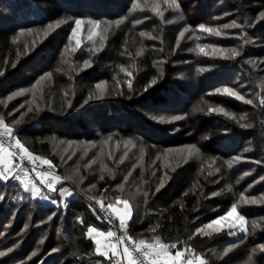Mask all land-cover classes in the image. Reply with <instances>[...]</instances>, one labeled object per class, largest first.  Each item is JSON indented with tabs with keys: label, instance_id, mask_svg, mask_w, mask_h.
Instances as JSON below:
<instances>
[{
	"label": "trees",
	"instance_id": "trees-1",
	"mask_svg": "<svg viewBox=\"0 0 264 264\" xmlns=\"http://www.w3.org/2000/svg\"><path fill=\"white\" fill-rule=\"evenodd\" d=\"M162 1L167 7L169 21L178 19L181 22L177 23L175 31L166 32L168 42L141 37L142 32H150L153 27H164V18L151 9H133L132 3L137 0H0V71L4 73L0 76V101H4L0 103V114L29 152L49 157L63 175H68L69 170L59 154H53L54 137L78 143L99 142L111 136L141 143L147 155L143 164H136L133 183L140 185L147 196L146 199L138 197V202H133L135 207L128 222L131 235L146 240L158 235L163 243L176 244L179 249L186 246L194 255L206 256L210 249L222 242L225 234L208 235L195 230L206 221L224 214L241 192V181L225 166L226 156L246 153L254 158H264V105H248L247 121L251 127H244L237 119L223 113L192 111V105L197 101H185L184 95L190 96L192 89L197 88H189L179 78V70L188 68L192 74L194 59L192 54L188 56L181 50L178 52L176 35L183 28L179 25L184 21L188 26L197 25L211 15L228 12L241 24L248 21L245 27L249 36L258 43L250 53L264 58V20H255L259 12L264 11V0H175L179 9L169 7L174 0ZM189 2H197L195 6L198 8L194 9ZM76 18L98 19L101 25L112 21L104 41L105 47L96 51L92 45L93 49H81L74 56L68 55L69 51L64 49ZM58 20L64 22L59 27L53 26V36L42 38L34 46L33 38H30L32 41L25 39L26 35L48 31L46 26ZM117 20L121 22L114 23ZM134 20H141V23L134 24ZM22 29H32V32ZM20 33L25 35L20 38ZM159 48L167 60L158 62L161 57ZM133 55H136L135 63L140 70L131 80L132 88L129 89L128 81L134 74L129 78L125 72L126 66L133 62L130 59ZM86 60L90 61L88 67H84ZM180 62H183L182 69L175 65ZM13 63L15 67H11ZM160 63L161 68L158 67ZM230 64H233L231 69L235 75L245 74L250 82L255 83L252 67L241 56ZM46 72L51 75L40 82L43 88L41 109L37 110L32 105V110L23 116L21 123L13 124L14 118L8 114L21 104L7 101V97L21 88L34 86ZM153 77L157 82L149 86ZM226 80L222 76L219 83ZM101 81L109 84V92L121 94L92 99L83 104L88 93L95 91V85ZM198 84L207 86L200 81ZM69 99L71 107H67ZM157 115H179L183 118L160 122L152 119ZM197 144H201L203 156H210L215 161L212 172H206L204 167L208 166L203 165L204 161L193 160L181 165L177 161H157L159 151ZM65 164L70 165V162ZM129 165L132 166V162ZM122 168L129 171L128 166L123 165ZM216 168L219 172L213 171ZM117 181L106 174L103 180L96 181L98 193H110ZM0 191L7 195L4 201H0V232L15 211L18 230L25 223L30 229L29 234L23 236L16 255L1 258L0 264H20L21 261L24 264H108L109 258L96 253L94 240L86 236L87 227L105 229L107 226L102 223L94 204L85 196L77 194L65 198L67 207L62 209L29 196L18 182H0ZM213 192L220 194L211 196ZM16 196L25 198H12ZM56 199L60 203L59 195ZM143 200H147L146 203ZM53 213L52 220L48 221L47 217ZM77 217L83 219L84 224H80ZM153 228L155 232L151 231ZM38 237L46 239L41 244ZM14 240L16 238H10L5 241L8 244H3L8 247ZM37 248L36 256L29 259ZM54 248L57 251L53 252Z\"/></svg>",
	"mask_w": 264,
	"mask_h": 264
},
{
	"label": "rangeland",
	"instance_id": "rangeland-1",
	"mask_svg": "<svg viewBox=\"0 0 264 264\" xmlns=\"http://www.w3.org/2000/svg\"><path fill=\"white\" fill-rule=\"evenodd\" d=\"M154 3L160 4V10L163 12L164 20L162 21V23L164 27H159V26L153 27L151 28L152 30H149L150 32L145 33V35H141V37L153 39L154 41L156 40V41L161 42L162 40V41L168 42L167 33H172L173 31H175L176 30L175 28L178 27L177 23H181V22H179L178 19H173L169 21L168 19L169 17L166 16L167 7L162 0H137L136 2L138 8L140 9L147 8L151 10L152 8L149 5L154 4ZM196 3L197 2H192V3L189 2V4L192 5L194 9L198 8V6L197 7L195 6ZM194 9H193V12H195ZM233 19H236L237 22L241 24V22L239 21L237 17H235L234 15L228 12L217 14V15H211L208 18V20L203 22V24L209 27H218L221 24L229 23ZM198 25L199 24L188 26V23L184 21L182 22V24L179 25L183 28H181V30L177 32V35H176L177 43H178V49H177L178 52L181 50L182 52L187 53L188 56L192 54L193 59H194L193 61L194 69H193L192 74H190V71L188 68L184 70H179V74H180L179 78L183 80L184 82H186V85L189 88H194V89L197 88L196 90L192 89V92L193 94H195L196 97L194 98L193 94L186 97L187 95L186 94L184 95L185 101L190 102L193 100L192 103L197 101L196 103L192 105V111H195V112H197L196 109L198 107L203 108L204 111L206 112H209V108L223 107L225 111L234 113L236 116V119L240 122L242 126L249 125L247 121V111H246L249 104L246 103V101L251 99L253 103L249 106H259V99L261 96H264V87H262V84H264V58H262L261 56L259 57L258 55H255V56L251 55L250 53L252 51V48L254 46H257L258 43L249 36V32L246 29V27H244L243 29H226L223 31L228 33V35L216 37L214 35H209L205 33L203 30L198 28ZM53 26L54 28H56L55 25ZM74 26L75 24L73 23L72 27ZM105 26L106 25L98 26L96 29L97 35L93 37V40L90 41L87 39V36H88L91 26L88 24V20H84V23L82 24L81 31H80V39L82 42L81 47L78 49L75 48V40H72L70 44L68 40V43H67V45H69L67 49V52L69 51L68 55L74 56L77 53V51L81 49L90 50V49H93L91 48L93 46L95 47V49L99 47L100 35L102 34V29ZM185 27L188 28V31L185 32L183 37H180L179 33L183 31ZM110 28L111 27H109L108 29L109 32L111 30ZM51 29H48L47 35H45V32L43 31L41 34H34L31 36L26 35L25 39L26 40L29 39L30 41L34 40L32 43V45L34 46L42 38L44 37L46 38V36H53L55 32H53V28ZM115 31H116V28H115ZM24 35L25 33H20L19 37L22 38ZM106 35H108V32ZM30 38H33V39L31 40ZM245 40H247L248 43H245L244 42ZM135 44L136 43H133V45ZM137 44L139 45L140 43H137ZM197 44L218 45L224 48L236 47L238 48V50H241V57L243 58L245 62H248L249 60H253L256 62L255 67L249 63L253 69L252 72L254 74L253 79L255 83L250 82L248 79V76L245 74L240 73V74L235 75V73H233L234 71L231 69L233 64H230V61H233L234 59H225L222 57H208V56H205L203 53H198L197 51H189V49L196 48ZM104 47H105V44H104ZM156 47H158V45H156ZM138 50L139 49H136L138 54H141V52ZM207 50L208 49H206V51ZM159 53L161 54L162 58L160 57L158 59V62L167 60L166 57L163 58L161 49ZM135 57L136 55H133V57H130V59L133 60V62H130V64L126 66V68L128 69L126 71L127 73L125 72V75H127L130 78L134 74L133 78H131L130 80L135 79V77H137L138 75V71L140 70L139 65L135 63ZM176 64L178 68L183 66V62L175 63V65ZM133 65H135V67H133ZM161 65H162L161 63L158 64V67L161 68L162 67ZM200 68H204L205 71L200 72L199 71ZM223 72H225L224 75H223ZM128 73H131V76H129ZM222 76H224L227 80L219 83V80L222 78ZM204 77H208V79ZM199 81L202 84H205L207 86L202 87L200 84H198ZM34 85L35 87L33 86L28 87L29 89H32V91L26 92L21 96L14 97L11 100L7 99V101L14 100L15 102L16 101L20 102L19 104L24 105L23 108H21L20 107L21 105H20L19 107H17L16 111L12 112V115H11L12 118L20 119L21 118L20 112H24L26 114L29 111L28 110L29 104L31 103L32 100L36 101V103L32 105L36 106L38 104L40 105V109H41V98H42L41 91L43 90V88H41L40 83L39 84L35 83ZM108 85L109 84H107L106 86ZM225 87L232 88L236 92H238L240 95H243L245 97V101H241L238 98H235L229 94L223 93L222 90ZM216 89H221V92L216 93ZM199 95H201L200 98H198ZM241 116H243L242 119H241ZM198 139L199 141H202L201 140L202 137L201 139L200 137ZM104 140L99 141V142L90 141V142H93V146H89L88 142H85V141L78 142V143L71 141L73 143L71 146H69L67 143L69 140H64L63 138H58V137L52 138L53 154L54 153L59 154L63 165L67 166V169L69 170L68 175H71L75 171L76 168H79L80 170L79 175L84 177L83 181L79 183L78 186L73 185L71 181H67V183H63V184H61L62 182H59V183L61 184V186L73 188L75 195L81 194L85 196L86 199L90 200V202H92L93 204H98L99 201H103L105 204L112 202V201H116L117 206L123 209L124 206L119 202L124 199H127L129 201V206L131 207V210H133V208L135 207L133 202L134 201L138 202L137 200L138 197H140L141 199H146L145 198L146 196H144L145 193L142 192V190L140 189L141 187L139 188L140 185L138 186L137 184L135 186V184L133 183V180H134L133 176L135 173L136 164L137 165L143 164L144 160L146 159V155H147L146 149L141 143H138L137 141L130 140V139L111 138L110 140H108L107 144L103 143ZM59 141H64L65 143L59 144V147H57ZM125 141H131L132 143L128 144V146L125 147V143H124ZM117 142H119V144H117ZM133 144L135 145L134 147L132 146ZM195 146L196 148L200 150L198 155L193 154L191 156H188L187 159H185L184 156L177 154V151H181L186 155L187 149L185 147L173 148L171 149L173 151L168 152V159L166 162L170 163L172 161H177L181 165L184 163L185 164L189 162L191 163V161L193 160L204 161L203 165L208 166V167H204V169L206 168L205 169L206 172L207 173H209V171L212 172L211 168L216 166L215 161L213 162L210 156H207V155L203 156V150H202L203 148L201 144L200 145L197 144ZM85 147H87L86 154L84 152ZM65 148H67V151H64ZM141 149H143V152H141ZM125 152H127L126 156H124ZM159 152H157V155H156V157H158L157 161L158 162L159 160L165 161L163 158V154L165 153V151H159ZM34 156H38V155H34ZM121 156H124L123 160L120 159ZM141 156L143 157L142 159H141ZM236 156H240L241 160L234 163L231 167H229L225 163L226 164L225 166H227V169L230 171L231 175L234 177H237L241 181V184L243 185L241 188V192L237 196L234 203H236L240 199L241 193H244V195L247 197H256L258 200L261 199L262 196H264V180L260 179L262 176H264V158H254V156L251 154L242 153V154L226 156L225 161L231 160ZM69 157L71 158L69 159ZM89 161H92V163L89 164ZM257 161H259V163H257ZM68 162H70L71 166L65 164ZM130 162H132V166L129 165ZM42 164L43 163L41 161L40 165ZM123 165L128 166L129 171L122 168ZM103 166H106L107 168L112 169L115 174V179L118 180L114 189H112L110 193L108 194H100L98 193L99 191L97 189L96 181L100 180L99 177L102 173L104 176L107 174V172L104 171ZM139 168L141 169L142 167L139 166ZM129 172L131 173V175H129ZM245 173H248V175H244ZM63 176H66V175H63ZM124 176H128V179L126 181L123 179ZM89 184H95L96 187L94 189H89L88 188ZM119 184H122L123 187L122 188L117 187V185ZM249 185H252V186L249 187ZM79 189H84L85 191H80ZM218 194L220 193L218 192L215 196H217ZM90 196H95L97 200L96 201L91 200L89 198ZM40 200L46 203L45 199H40ZM146 201L147 200H143V203L144 202L146 203ZM230 207L227 209V211L230 209ZM237 211L246 217V224L249 229L247 238L244 237L243 233L240 232L238 228L232 229L228 227L229 221L235 220L234 217H228L226 220L220 221L219 231L216 230L217 228L216 225H214L211 228L206 227V225H208L209 222L212 221L213 219L206 221L201 227V232L203 234H208V235H212L214 233H219V234L224 233L225 234L223 237L224 239L222 240L221 243L216 244L212 249H210L207 252L206 256H203V254H200V255L193 254L195 257V261L197 260L198 262L201 258H203L206 264L207 263L208 264L210 263L211 264H214V263L246 264V261L248 260V256L249 254H251L253 257V260L255 261V264H264V250L258 249L256 252L254 253L252 252L253 248H256L259 244L264 243V220L260 219V217H264V202L259 203V204L239 203L237 204ZM16 214H17V211L13 212L10 218L8 217L9 218L8 221L2 226V229L4 228V230L0 232V245H3L1 246L2 248L0 247V251L10 248L14 244L17 245V247L13 249L15 251L8 252L6 253L5 256H8L10 254L16 255V251L19 249L20 242L22 239H24L23 236L25 234L28 235L30 232V229H26L25 233L21 232V230H18V226L16 225V220L14 219ZM224 214L220 216H223ZM252 220H256L257 223L261 225L254 232L252 231V227H251ZM99 230L106 232L109 230V228L106 227L105 229H99ZM232 231L236 232L235 236L230 234ZM129 234L134 240H137V241L140 239H145L142 237L137 238L131 235L130 231H129ZM10 238H16V240L11 242L8 245V247L4 246L3 243L8 244L5 241L6 240L8 241ZM153 238L148 239V240L145 239V240L147 242H153ZM45 239L46 238L38 237V240H43V242ZM230 244H235L236 247L230 248L229 251L225 253L224 251L225 248H228ZM183 248H187V247L184 246ZM4 257H0V260L1 258L3 259ZM258 257L261 258L262 261L259 260ZM106 258H109V257H106Z\"/></svg>",
	"mask_w": 264,
	"mask_h": 264
},
{
	"label": "snow or ice",
	"instance_id": "snow-or-ice-1",
	"mask_svg": "<svg viewBox=\"0 0 264 264\" xmlns=\"http://www.w3.org/2000/svg\"><path fill=\"white\" fill-rule=\"evenodd\" d=\"M165 3H168V0H165ZM152 10L157 13L159 16L163 17V12L160 10V4L154 3L149 5ZM137 4L135 2L132 3V8H136ZM169 7H175L176 9H179V3L174 2L172 4H169ZM182 18V17H181ZM69 19H72L69 17ZM123 19V18H121ZM256 21L264 20V11H260L259 14L255 18ZM64 21L58 20L53 22L55 27H59L61 23ZM121 20H117L114 23L119 24ZM84 23V20L82 18H76L74 20V27H71V34L68 36L69 44L72 40H75V48L81 47V39H80V31L81 26ZM101 21L98 19H89L88 24L91 26L87 39L93 40V37L97 35V27L101 25ZM112 21L105 22V27L102 29V34L100 35V44L99 47L96 48V51H100L104 47V40L106 39V34L108 32L109 27L112 25ZM134 24H140V20H134ZM53 24H49L46 26L47 29L53 28ZM248 24V21L245 20L244 24H239L236 19L231 20L229 23H224L219 25L218 27H209L205 24L201 23L198 25V28L203 30L205 33L209 35H214L216 37L226 36L228 33L224 32L223 30L226 29H243L245 25ZM254 26V23L253 25ZM21 31H27L32 32V29H22ZM188 31V28L185 27L183 31L179 33L180 37H183L185 32ZM45 35H47V31L45 32ZM141 35H145V33H141ZM13 39H16V37H13ZM179 42V41H178ZM245 43H248L247 40L244 41ZM69 45H65V51H67ZM206 49H208L206 51ZM142 51V49H141ZM189 51H197L198 53H203L205 56L208 57H222L225 59H235L237 57L241 56V50H238L236 47L231 48H224L220 47L218 45H200L197 44L196 48L189 49ZM63 57V53H61ZM69 63H71L69 61ZM248 63L252 64L255 67V61L249 60ZM90 65V61L84 62V67H88ZM11 67H15V63L11 65ZM135 67V65H133ZM60 70V69H58ZM200 72L205 71L204 68L199 69ZM4 73L0 71V76H3ZM51 73H44L43 76L40 77L39 80L36 81L37 84L41 82L45 77L50 76ZM129 76H131V73H128ZM157 82L156 78L153 77L152 80L149 82V86L155 85ZM107 82L101 81L95 85V91H90L88 93L87 98L84 99L83 104H87L89 100L92 99H103L106 96L109 95H119L120 92H109L107 88ZM35 87V85L33 86ZM262 87H264V84H262ZM128 88H132V81H128ZM146 90V89H145ZM32 91V89L29 88H21L17 91L12 92L7 99L11 100L14 97L21 96L26 92ZM223 93L229 94L232 97L238 98L241 101H245V97L243 95H240L238 92H236L232 88L225 87L223 90ZM221 89H216V93H220ZM35 95V93H34ZM68 93H65V96H67ZM74 95V93H73ZM0 103H4V101H0ZM28 103V102H26ZM36 101L32 100L29 104L28 110L31 111L32 104H35ZM246 103L251 105L253 101L251 99L247 100ZM81 105V107L83 106ZM259 104L264 105V96H261L259 99ZM72 106V101L69 99L67 101V107ZM21 108L24 107V105L20 106ZM36 109H40V105H36ZM197 111H204L203 108H197ZM13 111H16V109H13ZM209 112H219L223 113L225 116H229L232 119H236V116L234 113L227 112L223 107H217V108H209ZM9 116L12 115V113L8 114ZM25 115L24 112H20L21 119H13V124H19L22 121L23 116ZM182 116L179 115H172V116H164V115H157L153 116L152 119L160 122L165 121H175L182 119ZM243 116H241V119ZM239 122V121H238ZM244 127H251V125H244ZM6 138V141H5ZM112 137L109 136L108 139L104 140L103 143L107 144L108 140H110ZM5 142L7 143V147L5 146ZM14 142V145H13ZM65 143L64 141H59L57 147H59V144ZM69 146L72 145L73 142L68 141L67 142ZM125 147L128 146V144L132 143L131 141H125ZM89 146H93V142H88ZM119 144V142H117ZM135 146L134 144L132 145ZM187 149L186 155L181 152L177 151L178 155L184 156L185 159H187L188 156H191L193 154H199L200 150L196 148L195 145H188L185 146ZM64 151H67V148L64 149ZM173 151L171 149L165 150V153L163 154V158L165 161L168 159V152ZM247 151V149H245ZM85 154L87 153V147L84 148ZM141 152H143V149H141ZM127 155V152L124 153V156ZM124 156H121L120 159L123 160ZM16 157H19V163H14V159ZM71 157H69L70 159ZM143 157L141 156V159ZM27 159V161L30 162L31 165V173H35L36 177H39L40 183H37V181L31 177L29 169L27 167L23 166V162ZM241 160L240 156H236L231 160L225 161V163L231 167L234 163ZM44 165H48L47 171H37V168L39 167L40 162ZM214 162V161H213ZM92 161H89V164H91ZM259 163V161H257ZM87 167V165H86ZM104 167V171L107 172L109 176H112L115 178V174L112 169ZM79 168H76L75 171L71 175L66 176H59L55 174V166L52 164V161L43 157L34 156L31 152H29L28 148H26L19 139L15 138L13 129L8 126V124L5 123V118L2 114H0V180L3 181H10L15 180L18 182V186H22V189L24 192H26L31 197H40L42 199H50L52 197V193H57L61 200L59 201L62 206L66 207L67 205L63 203L65 198H71L74 195L73 188L71 187H64L60 186L57 188V184L61 181H71L73 185H79L84 179L83 176L79 175ZM213 171L219 172V168L214 169ZM155 174V173H153ZM129 175L131 173L129 172ZM244 175H248V173H245ZM101 180L104 179L103 173L99 177ZM125 181L128 179V176H124L123 178ZM261 180H264V176L260 178ZM163 185V180H161V185ZM252 185H249L251 187ZM96 187L95 184H89V189H94ZM117 187L122 188L123 185L119 184ZM80 191H85L84 189H79ZM159 190V187H157V191ZM147 196V193L144 194ZM213 196L216 195L215 192L212 193ZM7 198V195L5 192L0 191V201H4ZM13 199H24V196H16L12 197ZM91 200L96 201L97 198L95 196L89 197ZM51 202L53 204H56L57 201L55 199H52ZM264 202V196H262L261 199H257L256 197H247L244 195V193L240 194V199L233 203L230 207V209L223 215L218 216L212 221L209 222L206 227H213L214 225L217 226L216 230H220V221L226 220L228 217H234V221H229L228 227L232 229H237L243 233L244 237L247 238L249 229L246 224V217L242 214H240L237 211V204L243 203V204H259ZM101 210L107 215L109 224L112 223L111 216L115 215L119 219V226L122 229H125V232L121 235H117L116 232L112 231L111 228H109L108 231H100L99 229L95 227H87L86 230V236L87 238H90L91 240H94V251L103 257H109L108 264H194L193 259L191 257L193 256V252L190 249L183 248L179 249L177 248L176 244H166L161 241L160 236H154L153 242H147L145 239L140 240H134L131 236L127 234V225L128 221L131 219L132 216V210L129 206V201L127 199H124L120 201L124 208L117 206L116 201L109 202L105 204L103 201H99ZM95 211V209H93ZM55 213L52 215H49L47 217L48 221H51ZM30 219V218H29ZM80 224H84L83 219L77 217ZM261 220H264V217H260ZM41 223H44V221H41ZM256 220L251 221V227L252 231L254 232L258 227H260ZM29 224L25 223L23 228L21 229V232H24L26 229H28ZM151 231L155 232V229H151ZM196 233H201V228H196ZM231 235H236L235 231H232L230 233ZM131 241L129 244L128 242ZM39 243H43V240L39 241ZM17 247V245H13L10 248H7L5 250L0 251V257H4L6 253L13 251V249ZM236 247L235 244H230L228 248H225V253L229 251L230 248ZM264 250V243L259 244L256 248L252 249V252H256L257 250ZM175 250V251H173ZM39 251V248L34 250L31 254V256H36L37 252ZM53 252L57 251V249H52ZM72 255H76V253H72ZM20 264H24L23 261L20 262ZM198 264H206V262L201 258L198 261ZM246 264H255V261L253 260V257L251 254L248 256V260L246 261Z\"/></svg>",
	"mask_w": 264,
	"mask_h": 264
},
{
	"label": "built area",
	"instance_id": "built-area-1",
	"mask_svg": "<svg viewBox=\"0 0 264 264\" xmlns=\"http://www.w3.org/2000/svg\"><path fill=\"white\" fill-rule=\"evenodd\" d=\"M15 138H16V137H15ZM16 139H17V138H16ZM5 141H6V138H5ZM13 145H14V142H13ZM5 146L7 147V143H6V142H5ZM14 163H19V157H16V158L14 159ZM23 166H24V167H27V168L29 169V172H30L31 177L34 178V179L37 181V183H40L39 177H36V176H35V173H31V165H30V162L27 161V159L23 162ZM47 170H48V165H44V164H42V165L39 164V167L37 168V171H47ZM55 174H56V175H59V176H61V177H63V175H61V174L56 170V168H55ZM10 181L17 182V181H15V180H10ZM0 182H9V181H3V180H0ZM60 182H62L61 184H63V183H67V181H64V180H61ZM61 184L58 183V184H57V188L60 187ZM59 185H60V186H59ZM57 196H58L57 193H52V197H51L50 199H45V200H46V203H47V204H52V205H58V206H60L62 209H66L67 206L64 207V206H62L61 203H58V201H57V199H56ZM74 196H75V194H74L72 197H74ZM38 198H39V199H42V198H40V197H38ZM52 199H55V200L57 201V203H56V204H53V203L51 202ZM63 203L67 205V202H64V201H63ZM94 206H95V209L98 210V212H99V216H100V219H101L102 223H103L105 226H107L108 228H111V230H113L114 232H116L117 235H121V234H123V233L125 232V229H122V228H120V226H119V219H118V217H116L115 215H112V216H111V221H112V223L109 224V222H108V218H107V215L101 210V208H100V204H99V203H98V204H94ZM128 222H129V221H128ZM126 231H127V234L130 236V234H129V225H127V230H126ZM128 243L130 244L131 241H129ZM191 259H193V262L195 261V257H194V255L191 257ZM185 264H186V262H185Z\"/></svg>",
	"mask_w": 264,
	"mask_h": 264
},
{
	"label": "crops",
	"instance_id": "crops-1",
	"mask_svg": "<svg viewBox=\"0 0 264 264\" xmlns=\"http://www.w3.org/2000/svg\"><path fill=\"white\" fill-rule=\"evenodd\" d=\"M194 264H198L197 260L194 262Z\"/></svg>",
	"mask_w": 264,
	"mask_h": 264
}]
</instances>
